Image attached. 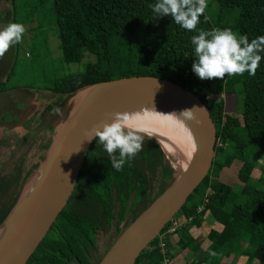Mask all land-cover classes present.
<instances>
[{
  "label": "trees",
  "instance_id": "obj_1",
  "mask_svg": "<svg viewBox=\"0 0 264 264\" xmlns=\"http://www.w3.org/2000/svg\"><path fill=\"white\" fill-rule=\"evenodd\" d=\"M212 1L218 8L216 19L209 22L203 13L196 30L188 31L169 16L157 18L149 7L156 0H52L61 60L78 63L86 52L93 61L80 73L54 80L47 89L23 87L40 91L32 101L36 107L29 103L17 119L0 126V225L38 175L54 142L52 127L29 139L13 132L12 127L19 125L27 133L41 119L30 108L38 113L45 104L53 102L55 107L104 81L154 76L196 96L209 111L215 129L212 166L176 213L180 217L192 215L206 189H211L207 205L192 225L207 212L220 229L208 233L209 245L195 256V264H213L216 256L225 254L242 257L244 264H264V163L258 167L261 179L251 177L257 160L264 161V125H258L264 124V58L254 76L245 72L226 75L224 80H200L192 71L196 56L191 43L200 29L228 28L238 35L246 34L249 41L264 35V0ZM234 9L236 17L224 26L225 16ZM0 12L8 13L14 23V0H0ZM13 46L11 65L0 75V92L23 90L8 85L18 43ZM236 86L240 87L238 92ZM221 95L234 96L240 107L239 132L235 126L223 123ZM5 127L9 131L6 134L2 131ZM141 136L143 150L121 171L112 168L109 154L98 138L93 139L64 207L25 264H98L122 231L175 180L178 173L157 141ZM115 154L118 156L119 150ZM232 162L238 165L233 172L235 187L219 178ZM226 204L229 209L223 207ZM186 228L180 231L176 244L198 246L199 240L187 243ZM154 241L133 264H140L141 258L145 264H160L152 248ZM167 248L171 260V247Z\"/></svg>",
  "mask_w": 264,
  "mask_h": 264
},
{
  "label": "water",
  "instance_id": "obj_2",
  "mask_svg": "<svg viewBox=\"0 0 264 264\" xmlns=\"http://www.w3.org/2000/svg\"><path fill=\"white\" fill-rule=\"evenodd\" d=\"M3 26L0 20V30ZM13 57L12 45L0 57V75L7 72ZM79 93H84L83 97L64 119L41 170L33 180L30 192H36L34 204L19 231L0 252V264L26 263L71 194L87 149L93 141L88 140L87 133L93 126L109 122L111 114L133 97L161 98L180 112L198 107L193 109L195 119L189 121L194 131L195 146L186 168L122 231L98 264H133L139 253L179 211L212 166L215 156L214 125L206 106L188 90L154 76H128L98 83L88 91L76 94ZM7 99L8 96L6 98V94L0 92V104ZM47 125L48 119L42 118L24 138L29 139Z\"/></svg>",
  "mask_w": 264,
  "mask_h": 264
},
{
  "label": "clouds",
  "instance_id": "obj_3",
  "mask_svg": "<svg viewBox=\"0 0 264 264\" xmlns=\"http://www.w3.org/2000/svg\"><path fill=\"white\" fill-rule=\"evenodd\" d=\"M157 18L165 16L188 31H195L199 17L207 7L206 0H156L149 5ZM25 32L24 25L9 22L0 30V57L15 43H19ZM195 62L192 71L200 80H224L225 76L241 75L248 72L256 74L264 53V35L249 41L248 36L238 35L231 29L214 28L211 31L200 29L192 36ZM185 109L179 114H160L169 120L192 121L195 119L193 109ZM59 111V110H57ZM159 114V113H158ZM111 122H102L93 126L87 133L90 137L98 138L104 150L109 154L111 166L116 171L123 167L137 153L143 150V137L137 130L128 128L132 115L129 112H116L109 117ZM127 129V130H126ZM119 150V155L115 153Z\"/></svg>",
  "mask_w": 264,
  "mask_h": 264
},
{
  "label": "rangeland",
  "instance_id": "obj_4",
  "mask_svg": "<svg viewBox=\"0 0 264 264\" xmlns=\"http://www.w3.org/2000/svg\"><path fill=\"white\" fill-rule=\"evenodd\" d=\"M206 4L207 7L205 8L204 14L209 22H212L216 19L218 8L212 0H206ZM236 15L237 10L234 9L230 15L225 16L224 26L229 24ZM0 20H3L5 24L9 23V14L0 12ZM14 23L24 25L25 32L16 48L14 66L8 81V85L10 86H18L23 90H25L23 87L27 86L47 89L54 80L60 79L68 74L80 73L87 64L93 61V56L86 52L83 53L78 63L66 64L61 60L52 15V0H14ZM239 90L240 87L236 86L235 92ZM38 95H40V91L36 89L27 92L23 91V93H11L5 104H8V110L10 107V111H13L14 114L16 113L13 120L17 119L20 116V112L25 108H29L28 103L36 107L35 103L32 101H34ZM82 95H84V93L76 94L74 97H68L55 107H45L44 117L48 119V126L53 127L52 129L55 131V136L62 127L64 119L83 97ZM221 98L223 99V123L235 126L239 132V127L242 125V118L237 114L240 110L239 105L235 103L234 96L232 95H221ZM5 104L1 105L0 111L2 108L4 109L6 106ZM33 108L34 107L30 109L33 110ZM2 116L4 115L0 113V117ZM2 119L3 117L0 118V120ZM258 125L263 126L264 124L258 123ZM19 131L18 135H23V132L21 130ZM163 153L168 158L174 172L179 173L181 171L180 167H178L179 159H176L173 153H165L164 151ZM263 163L264 161L262 159L257 160L251 172V177L254 180L261 179L258 167ZM237 166L236 162H232L228 169L221 171L220 180L231 187H235L233 172ZM211 177H213L212 174ZM33 185L34 182L32 181L27 189H25V192L29 193ZM24 193L21 195L19 203L23 199ZM230 262L231 261H228L227 263Z\"/></svg>",
  "mask_w": 264,
  "mask_h": 264
},
{
  "label": "bare ground",
  "instance_id": "obj_5",
  "mask_svg": "<svg viewBox=\"0 0 264 264\" xmlns=\"http://www.w3.org/2000/svg\"><path fill=\"white\" fill-rule=\"evenodd\" d=\"M116 112H129L132 119L129 121L128 128L137 130L138 134L154 138L165 153L175 154L176 159H179L180 170L186 168L195 146L193 128L189 121L169 120L160 115L173 112L179 114L180 111L175 106L161 98L142 96L129 99ZM35 199L36 192H25L20 203L19 198L0 227V252L23 225Z\"/></svg>",
  "mask_w": 264,
  "mask_h": 264
},
{
  "label": "crops",
  "instance_id": "obj_6",
  "mask_svg": "<svg viewBox=\"0 0 264 264\" xmlns=\"http://www.w3.org/2000/svg\"><path fill=\"white\" fill-rule=\"evenodd\" d=\"M230 205H224L225 209H229ZM220 229L219 225L213 221L212 217L205 212L202 216V219L199 223L191 225L186 228L185 232L187 235V243L198 241L199 245L189 244L185 246L184 244L179 246L176 244L178 238L181 237V232H178L176 235L171 236L168 241V246L171 247V264H195V256L201 255L208 245L207 235L210 231L217 232ZM186 243V242H185ZM187 247V248H185ZM180 248H185L180 250ZM231 261L235 264H244V259L242 257H236L234 254H225L223 256H216L213 260V264H222ZM140 264H145L143 258L140 259ZM252 264H258L256 261H253Z\"/></svg>",
  "mask_w": 264,
  "mask_h": 264
},
{
  "label": "built area",
  "instance_id": "obj_7",
  "mask_svg": "<svg viewBox=\"0 0 264 264\" xmlns=\"http://www.w3.org/2000/svg\"><path fill=\"white\" fill-rule=\"evenodd\" d=\"M212 194L210 188H207L200 202L196 205L194 213L187 217H180L174 214L163 226V228L154 237V244L152 248L159 255L160 264H171L168 251V240L171 236L176 235L183 228L191 226L194 221L199 217L204 207L208 203L209 196Z\"/></svg>",
  "mask_w": 264,
  "mask_h": 264
},
{
  "label": "flooded vegetation",
  "instance_id": "obj_8",
  "mask_svg": "<svg viewBox=\"0 0 264 264\" xmlns=\"http://www.w3.org/2000/svg\"><path fill=\"white\" fill-rule=\"evenodd\" d=\"M25 90H18V91H16V90H13V91H8V92H4L5 94H6V98H7V96H10L11 95V93H15V92H21V93H23V91L25 92H27V91H30L31 90V88H24ZM39 96V95H38ZM2 104H5V101L3 102V103H1L0 104V107H1V105ZM6 106L4 107V109L2 108V110L0 111V113H2L4 116H2L3 117V119L2 120H0V126H2V125H4V124H6V125H8V123L9 122H11L14 118V116L16 115V113L14 114V112L13 111H10V107H9V110L7 109V107H8V104H5ZM28 105H29V103H28ZM46 106H51V107H53L52 106V103H48V104H45V105H43L42 107H41V109L39 110V112L37 113L36 112V110L34 109V110H32V112L33 113H35L34 115H39V116H41V119L42 118H44V109H45V107ZM37 109V108H36ZM10 112H12V113H10ZM2 117H0V118H2ZM40 119V120H41ZM39 120V121H40ZM38 121V122H39ZM47 127H50V126H46L45 128H47ZM44 128V129H45ZM7 130V127H5V129H3L2 131H3V133H8L9 131H6ZM10 130V129H9ZM12 130H13V132L17 135V136H19V137H25V135L28 133H26V131L24 130V128H22V127H20L19 125H16V126H14V127H12ZM19 130H21L22 132H23V135H18L19 133L18 132H20ZM43 130V129H42ZM41 131V130H40ZM39 131V132H40Z\"/></svg>",
  "mask_w": 264,
  "mask_h": 264
}]
</instances>
